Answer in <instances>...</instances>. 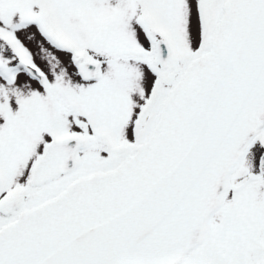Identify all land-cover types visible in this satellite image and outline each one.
<instances>
[{
  "label": "snow or ice",
  "instance_id": "1",
  "mask_svg": "<svg viewBox=\"0 0 264 264\" xmlns=\"http://www.w3.org/2000/svg\"><path fill=\"white\" fill-rule=\"evenodd\" d=\"M0 264H264V0H0Z\"/></svg>",
  "mask_w": 264,
  "mask_h": 264
}]
</instances>
